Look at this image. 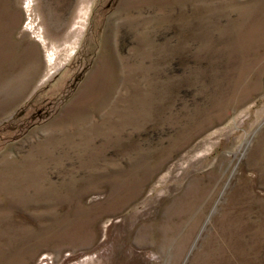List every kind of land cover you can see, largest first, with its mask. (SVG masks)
<instances>
[{
    "label": "rangeland",
    "instance_id": "1",
    "mask_svg": "<svg viewBox=\"0 0 264 264\" xmlns=\"http://www.w3.org/2000/svg\"><path fill=\"white\" fill-rule=\"evenodd\" d=\"M0 264H264V0H0Z\"/></svg>",
    "mask_w": 264,
    "mask_h": 264
}]
</instances>
